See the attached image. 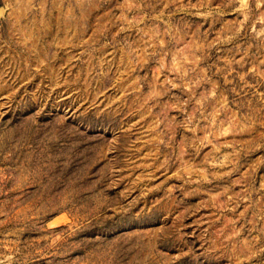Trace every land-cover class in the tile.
Instances as JSON below:
<instances>
[{"label":"rangeland","instance_id":"rangeland-1","mask_svg":"<svg viewBox=\"0 0 264 264\" xmlns=\"http://www.w3.org/2000/svg\"><path fill=\"white\" fill-rule=\"evenodd\" d=\"M0 264H264V0H0Z\"/></svg>","mask_w":264,"mask_h":264}]
</instances>
